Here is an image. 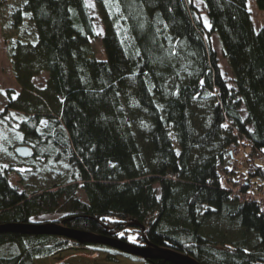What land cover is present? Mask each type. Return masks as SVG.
Listing matches in <instances>:
<instances>
[{"label":"trees","instance_id":"1","mask_svg":"<svg viewBox=\"0 0 264 264\" xmlns=\"http://www.w3.org/2000/svg\"><path fill=\"white\" fill-rule=\"evenodd\" d=\"M200 1L208 28L194 0H94L104 27L101 60L84 0H24L12 12L17 23L29 14L35 36L9 41L23 91L15 101L5 91L0 115L20 107V144L46 145V159L64 163L69 175L25 191L8 180L15 168L0 163V225L59 214L65 228L132 243L145 235L199 264H264V210L244 198L250 185L264 186L257 158H264V25L255 30L246 0ZM255 3L264 12V0ZM209 33L233 86L220 74ZM40 71L48 74L49 96L31 92ZM233 146L246 150L243 170L231 164ZM211 219L236 224L239 237L225 239ZM86 246L106 249L62 235L0 232V264H34Z\"/></svg>","mask_w":264,"mask_h":264},{"label":"rangeland","instance_id":"2","mask_svg":"<svg viewBox=\"0 0 264 264\" xmlns=\"http://www.w3.org/2000/svg\"><path fill=\"white\" fill-rule=\"evenodd\" d=\"M88 10L94 17L96 36L90 40V45L94 50L95 57L97 59H104V51L101 43L103 35V24L100 22L98 12L94 0H84ZM24 0H0V114H2L6 107L8 100L5 94L7 89L12 90L11 100L15 101L23 91L22 86L17 82L14 74V65L11 57V49L9 41H14L13 37H20L22 40L34 39V27L32 21H30L29 14L27 12L21 13L20 21L17 23L15 17L12 16V12L20 8ZM194 5L201 17V21L205 28H208V22L206 20L205 12L200 0H194ZM246 8L250 13L251 20L255 30H259L264 25V12L258 9L255 0H246ZM15 25V26H13ZM17 40V39H16ZM205 40L209 47L214 50L218 59V66L221 76L227 80L229 86H233V75L228 65L226 58L222 56L219 41L214 33H209L205 36ZM48 74L46 71H40L38 74L31 77L30 82L32 84L31 92L38 95L44 93L49 96L47 90ZM42 96V95H41ZM206 100V99H204ZM199 106V103L198 105ZM17 109L19 113L15 110ZM23 110L19 108H10L9 112L0 115V162L12 164L15 171L8 174V180L11 184L16 185L18 189L27 191L29 188H41L49 185L52 182L63 181L69 175V168L64 163H54L51 160H47L43 154L50 153V149L44 145L39 148L36 143H32L34 147L29 146L32 149L33 154L29 158L20 159L14 153V147L20 145L21 131L16 127L17 122L22 119ZM239 112L244 116V108L241 106ZM47 125L46 120L40 122V127L45 128ZM172 146L176 153L179 152V147L176 142L175 136L172 132L169 133ZM240 151L235 157L237 161H233V165L238 166L242 162V158L245 155V148L240 147ZM245 157V156H244ZM260 160V155L257 157ZM244 159V158H243ZM224 164H220L219 168H222ZM245 164H241L239 168L243 170ZM78 196L82 197V192L78 191ZM155 214L152 215L154 217ZM61 215L50 214L39 217H32L33 222H50L55 221ZM209 226L224 234V238L227 240H235L239 237L240 228L236 224H229L226 221H217L211 219ZM135 243V242H133ZM141 244V243H136ZM7 250L6 248H4ZM3 252V248L0 250ZM114 257V261H110L108 257ZM34 264H145L144 262L131 260L123 255L114 254L109 251L101 249H94L93 247L84 248H69L61 250L49 257L36 258Z\"/></svg>","mask_w":264,"mask_h":264},{"label":"water","instance_id":"3","mask_svg":"<svg viewBox=\"0 0 264 264\" xmlns=\"http://www.w3.org/2000/svg\"><path fill=\"white\" fill-rule=\"evenodd\" d=\"M15 153L18 156L25 157L30 154V151L28 150V148L24 146H16ZM128 225L137 226V227L140 226L139 223L136 222H131ZM140 230L144 231V227L140 226ZM7 231L21 232L25 234L46 233V234L62 235L75 239L81 243L107 244L119 249L121 252L134 254L144 259L158 258V259H163L165 261L173 262L175 264H199L194 259L189 257L187 254L177 253L170 249L160 248L152 245L145 235H143L144 244L136 245L133 243H129L127 241H123L118 238H105L103 236L96 234L68 229L63 227L61 223L56 221L42 222V223L29 221L23 224L20 223L1 224L0 232H7Z\"/></svg>","mask_w":264,"mask_h":264},{"label":"bare ground","instance_id":"4","mask_svg":"<svg viewBox=\"0 0 264 264\" xmlns=\"http://www.w3.org/2000/svg\"><path fill=\"white\" fill-rule=\"evenodd\" d=\"M247 9V8H246ZM248 11V10H247ZM249 12V11H248ZM250 14V13H249ZM253 24V23H252ZM254 27V26H253ZM18 146H23L22 144H20V145H18ZM24 147H26V148H28V150L30 151V154L28 155V156H25V157H22V156H18L16 153H15V148H16V146L14 147V153H15V155L18 157V158H20V159H25V158H29V156L30 155H32L33 154V152H32V149L29 147V146H24ZM241 161H243V160H241ZM0 163H2V164H5V165H12V164H10V163H3V162H0ZM241 164H242V162H240L239 163V165L238 166H236V168L238 169V170H241L240 168H239V166H241ZM255 185V184H254ZM31 222H33V221H31ZM57 222V221H56ZM137 223V222H136ZM140 226H142V227H144V225L143 224H139ZM140 226H134V227H137V228H139L140 229ZM101 236H103V235H101ZM103 237H105V238H116V237H113V236H103ZM69 238V237H68ZM147 238V237H146ZM72 239V238H71ZM119 239V238H118ZM125 241H127V240H125ZM127 242H129V243H132V241L130 242V241H127ZM81 243V242H80ZM88 244H92V245H101V246H104L106 249H103V248H101V250H104V251H109V252H112V253H114V254H118V255H121L120 253H123V254H125V255H131V256H136V255H134V254H129V253H124V252H121L119 249H117V248H115V247H113V246H110V245H107V244H103V243H88ZM133 244H136V243H133ZM144 243H143V241H142V243L141 244H139V245H143ZM137 245V244H136ZM86 247H93L94 249H95V246H86ZM125 257H127V256H125ZM136 257H139V256H136ZM127 258H129V257H127ZM139 258H141L142 260L140 261V262H144V260H146V258L144 259V258H142V257H139ZM130 259V258H129ZM131 260H133V259H131ZM135 261V260H134Z\"/></svg>","mask_w":264,"mask_h":264},{"label":"built area","instance_id":"5","mask_svg":"<svg viewBox=\"0 0 264 264\" xmlns=\"http://www.w3.org/2000/svg\"><path fill=\"white\" fill-rule=\"evenodd\" d=\"M239 147L233 146L230 149V153L238 154ZM260 161L264 163V158L260 156ZM237 189V188H235ZM244 198L247 201H254L258 203L262 210H264V186L256 188L254 185H250L248 190L244 194Z\"/></svg>","mask_w":264,"mask_h":264}]
</instances>
